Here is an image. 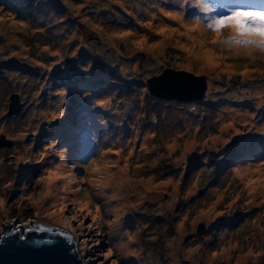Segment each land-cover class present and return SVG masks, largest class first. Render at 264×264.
Listing matches in <instances>:
<instances>
[{
    "label": "rangeland",
    "instance_id": "rangeland-1",
    "mask_svg": "<svg viewBox=\"0 0 264 264\" xmlns=\"http://www.w3.org/2000/svg\"><path fill=\"white\" fill-rule=\"evenodd\" d=\"M215 1L209 14L197 0H0V232L55 224L84 261L126 264L129 220L136 264H264V52L213 45L207 28L264 0ZM167 69L204 77L205 94L156 103L148 81ZM62 160L73 180L55 203L46 179ZM103 161L130 171L132 211ZM247 165L262 172L237 176Z\"/></svg>",
    "mask_w": 264,
    "mask_h": 264
},
{
    "label": "water",
    "instance_id": "water-1",
    "mask_svg": "<svg viewBox=\"0 0 264 264\" xmlns=\"http://www.w3.org/2000/svg\"><path fill=\"white\" fill-rule=\"evenodd\" d=\"M147 86L158 98L188 102L200 99L207 83L204 77L167 69L149 80ZM10 102V114L17 113L21 107L19 96L12 95ZM15 222L0 232V264H87L71 230L44 222L22 228L29 223L15 226Z\"/></svg>",
    "mask_w": 264,
    "mask_h": 264
},
{
    "label": "snow or ice",
    "instance_id": "snow-or-ice-1",
    "mask_svg": "<svg viewBox=\"0 0 264 264\" xmlns=\"http://www.w3.org/2000/svg\"><path fill=\"white\" fill-rule=\"evenodd\" d=\"M197 4L200 10L205 13L210 14L215 11L212 6V0H197ZM165 14L171 16L173 19L177 18L171 12ZM197 23H200L199 19ZM147 26L151 27V24ZM207 28L216 34V39L212 41L213 45L221 48H223L225 44H227L229 48L235 46L246 50L249 55H251L253 49H259L261 52H264V10L238 7L230 10L227 14L217 12L215 15H211L208 18ZM224 29L229 30L231 35L225 40H221L219 37ZM160 31L163 33L165 30L160 29ZM173 31H175V29ZM122 35L127 36L128 33ZM189 38L191 39V37ZM138 46H142V42H139ZM185 51L191 52V50L187 48H185ZM205 59L213 67L216 66L212 58L207 54ZM257 171H259V169H257ZM248 183L249 185H254L256 181L249 180ZM255 190V188L252 189V191ZM108 255H112L111 251H109ZM113 264H115V262H113Z\"/></svg>",
    "mask_w": 264,
    "mask_h": 264
},
{
    "label": "bare ground",
    "instance_id": "bare-ground-1",
    "mask_svg": "<svg viewBox=\"0 0 264 264\" xmlns=\"http://www.w3.org/2000/svg\"><path fill=\"white\" fill-rule=\"evenodd\" d=\"M210 57L212 58V56H210ZM255 94H257V93H255ZM233 116H234V119H238L237 115H233ZM144 142L146 143L147 140H145ZM63 162H64V160H62L59 164H57L54 167L53 171L51 173H49V176L46 179V188L49 190V189H52L54 187L53 191L55 192L57 197L59 196L58 199H56L54 201L55 203H58L60 201L65 202V200H67L68 194L65 191L71 186V180H73L72 174L68 170H67L68 175L65 178L62 177V175L66 172V167L64 166ZM107 163L108 162L103 161L102 167L101 166H100L101 168L99 167L100 170H99L98 174H101L103 176L102 181L104 182V184H107L109 186L114 187L113 191H112L114 193V195L118 198H121V201L119 203L120 205H118L120 212L126 213L129 211H132L133 209H135L134 208L135 206L132 207L130 205V203L128 202L129 198L127 197V194L130 193L129 187L131 186V183H132L130 181V179H131L130 171L126 172L127 169H117L114 173H111L110 170H108V168H107ZM253 172L254 171H252V169H251V167H249V165H247L246 167L240 166V167L236 168V175L237 176L242 175L245 178H248L250 175H253ZM261 172L262 171L259 170V171H256L254 173L255 174L259 173V175H260ZM244 180H246V179H244ZM58 183L61 185V187H58ZM262 183H264V182L262 181L261 184ZM125 188H126V190H125ZM116 212H117V210H116ZM135 221H136V219H135ZM135 221H130V223L133 224ZM127 225H129V220L126 224L122 225L123 227H120V226L117 227L118 228V230H117L118 231L117 232L118 240H116V242H117L119 250L122 253L123 262L126 264H136L133 260L137 259V260L142 262V258L139 256V254L138 255L136 254V251L134 249L135 246H133V244H131V242L124 244L123 239L121 238L124 234L125 235L127 234L124 231L128 227ZM81 256L83 258L82 254H81ZM171 257H173L172 264H178L177 259L173 254ZM86 263L90 264V262H88V261Z\"/></svg>",
    "mask_w": 264,
    "mask_h": 264
},
{
    "label": "trees",
    "instance_id": "trees-1",
    "mask_svg": "<svg viewBox=\"0 0 264 264\" xmlns=\"http://www.w3.org/2000/svg\"><path fill=\"white\" fill-rule=\"evenodd\" d=\"M218 1H220L221 3H224V1L225 0H218ZM252 1H254V0H252ZM260 1H263V0H260ZM215 2H217V1H215ZM127 86H128V84H127ZM130 86V85H129ZM153 95V94H152ZM154 96V95H153ZM155 99H156V103H157V101H159V102H161V101H165V99H163V98H156V96H155ZM168 100V99H167ZM173 101H175L176 103H180L181 101H178V100H173Z\"/></svg>",
    "mask_w": 264,
    "mask_h": 264
},
{
    "label": "clouds",
    "instance_id": "clouds-1",
    "mask_svg": "<svg viewBox=\"0 0 264 264\" xmlns=\"http://www.w3.org/2000/svg\"><path fill=\"white\" fill-rule=\"evenodd\" d=\"M152 94V93H151Z\"/></svg>",
    "mask_w": 264,
    "mask_h": 264
}]
</instances>
